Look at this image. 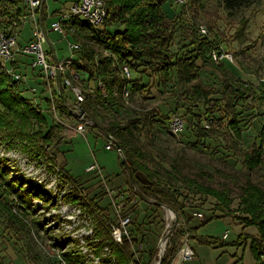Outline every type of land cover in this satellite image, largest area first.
Wrapping results in <instances>:
<instances>
[{
    "label": "rangeland",
    "instance_id": "obj_1",
    "mask_svg": "<svg viewBox=\"0 0 264 264\" xmlns=\"http://www.w3.org/2000/svg\"><path fill=\"white\" fill-rule=\"evenodd\" d=\"M72 1L74 0H47L45 7L53 11L67 9ZM164 8L168 10V3ZM211 16L219 40L223 41V48L233 55L232 61L225 60L231 78L240 80V83L246 82L251 90H257L260 83H264V0H257L233 11L224 8L223 0H202V10L196 22L205 26L206 20ZM48 25L49 21L47 27L45 26L46 30ZM32 29L33 23L27 20L19 30L18 41L22 45L33 39ZM77 33L80 34L78 41L84 49H93L97 58L107 54L102 43L92 37V31L77 28ZM48 37L60 58L70 57V35L65 37L50 30ZM44 47L47 50L52 49L48 42ZM24 66L21 69L28 78L33 74L39 75L38 68L31 71L30 67ZM201 79L212 82L219 88L220 75L213 68L204 69ZM40 81L38 77H34L30 80V85L39 89ZM98 83L95 81L87 85L93 90L88 102V117L91 120L89 125L81 120L85 117L83 115L63 116L60 112L61 121L65 125L55 120L61 127L58 134L62 143L59 147L60 151H65L66 161H63L60 154L52 158L54 148L33 152L26 140L12 143L13 141L6 136L2 137L3 134L0 133V264H66L62 252H77L82 248L92 256L96 255L92 244L98 241L97 227L105 219L92 203L106 208L110 218L116 223H119V217L122 216H130L136 221V225L141 223L138 226L141 231L139 237L143 235L144 241L132 243V250L136 258L139 259L140 255L147 261L148 250L156 249L149 264H158L159 255L164 248L163 260L171 246V239L180 229L186 230V233L179 240L177 252L170 264L176 263L179 250L186 243L194 250L196 241L205 244V240L217 241L207 246L211 264H257L251 255L249 240L240 237L242 231L257 234V230L253 227L243 228L238 217L240 214L237 204L249 184L264 191V162L263 165L248 169L241 161L245 153L242 150L258 136L264 126V105L261 109H252L243 116L241 126L245 139L241 145L242 150L236 151V157L232 158L226 157L220 151L224 150L221 143L213 139L209 141L211 148L208 149L209 147L196 144L195 138L186 131L184 134L181 132L175 135L171 129V121L178 115L182 116L186 109L182 108L178 115L174 114L175 101L170 97L175 88L167 86L157 89L149 84L143 91L133 90L127 99L121 97V92L117 90V103L111 107L104 101L106 91L98 88ZM23 93L47 114L49 105H45L41 95L46 94L45 91L37 92L35 96L29 91ZM249 104L254 103L250 100L246 105ZM146 111L156 112L161 116L151 119L141 134L133 129L125 130L122 137L127 146L146 151L150 164L174 188L184 191L189 180H194L198 184L229 192L233 202V216L214 218L196 231L194 227L208 220L214 212L215 199L193 197L186 216L172 208L175 216L171 217V207L160 203L162 200H146L134 188H130L128 174L120 166L123 155H118L116 150L107 149L109 138L103 127L110 121L124 124L129 117ZM50 113L49 111L47 115L52 118L53 114L51 116ZM80 125H86L83 132ZM65 140L69 143L63 142ZM95 161L103 167L102 175L95 171H86V167ZM67 168L72 174H69ZM14 189L27 202H22ZM75 193H79L75 201H66L68 196ZM204 200L203 206L196 207ZM196 211L202 212L204 218L195 217ZM37 219L42 224H37ZM47 226L48 230L44 231ZM129 226H132L130 229L136 227ZM227 230L229 235L223 239V233ZM50 236H68L74 241H68L66 248L59 247ZM140 246L143 249H139ZM194 253L195 259V250ZM190 263L188 261L184 264ZM196 263L201 264L199 261Z\"/></svg>",
    "mask_w": 264,
    "mask_h": 264
},
{
    "label": "trees",
    "instance_id": "obj_2",
    "mask_svg": "<svg viewBox=\"0 0 264 264\" xmlns=\"http://www.w3.org/2000/svg\"><path fill=\"white\" fill-rule=\"evenodd\" d=\"M255 1L257 0H223V6L226 10L233 11L249 6ZM104 2L107 15L101 28H94L85 20L77 18L71 20L77 24L74 27L76 34L72 36L74 41L79 42L76 38L79 35L77 28L89 29L92 31V37L102 43L109 53L97 58L93 49L89 47L84 49L81 45L78 57L74 59V65L81 75L80 80L85 88H89L90 86L87 85L95 81H98V84L103 83L106 91L104 101L112 107L117 103L115 93L117 90L123 97L124 89L129 91L130 96L133 90L143 91L149 84L157 89L173 87L175 92L170 98L175 101L174 114L178 115L179 110L186 107L184 114L178 115L186 123L181 134L185 131L190 133V136L195 138L196 144L209 147L208 149L211 148L209 141L213 139L221 143L224 150L220 151H223L226 157H236V151L242 150L241 145L245 139L241 126L243 116L252 109L259 107L261 109L264 105V83L261 82L257 90H251L246 82L240 83V80L231 78L225 61L216 62L212 58V51L219 49L223 41L219 40L212 16L205 22L208 35L199 33V25L202 24H198L196 19L202 10V0H188L181 7L175 6L172 0H104ZM167 3L168 10H165L164 6ZM42 11L46 18L45 4ZM25 14L23 0H0L1 29L15 21L21 25V19ZM124 66L130 71L129 78L122 75ZM207 68H213L220 75L219 88L212 82H204L201 79L202 71ZM23 91L27 90L20 82L10 77L0 59V133L3 134L1 136L8 137L13 141L12 143L26 140L30 143L33 152L54 148L52 158H55L63 153L59 147L61 136L58 132L61 127L51 114L52 118L47 115L49 108L46 114L42 107H38L33 99L24 95ZM91 96L92 94L86 93V101L82 104L88 114V102ZM63 100L56 99L61 110H64L65 106ZM250 100L254 104L246 105ZM42 101L46 103L45 105H49L45 97ZM156 116L159 117L161 114L146 111L129 117L124 124L110 121L103 127L105 134L114 138L119 144L123 154L120 166L123 172L128 174L130 188H134L146 200L154 199L156 202L162 200L160 203L181 212L183 216H186L193 197L215 199L214 212L208 220L194 227L196 231L214 218L233 216L231 214L233 202L229 192L198 184L194 180H189V185L184 187V191L174 188L166 183L150 164L149 154L146 151L127 146L122 137L123 132L133 129L137 134H141ZM206 123L209 125L208 128L205 126ZM242 151L245 152L241 160L243 166L253 169L263 165L264 126L258 136ZM2 176L5 177L4 174ZM14 192L22 202H27L18 190L14 189ZM244 192L237 204V211L240 214L238 217L243 228L253 227L257 230V234L242 231L240 237L249 240L254 261L257 264H264V191L249 184ZM77 195L79 196V193L73 194V197L68 196L66 201H75ZM205 200L196 207L203 206ZM92 204L105 219L98 224V241L92 244V248L97 255H100L103 248L108 245L110 254L116 261L112 263L111 260L104 259V264L152 262L156 249L148 250L147 261L140 255L139 259L136 258L132 250V243L144 241L143 235L139 237L141 231L138 226L141 223L136 225V221L131 220L130 225L136 226L134 229H130L132 226H129L131 241L124 237L122 243H117L112 238L111 230L112 225L118 223L110 218L106 208L97 203ZM21 207L26 209L24 206ZM215 212L220 213L215 214ZM35 222L42 224L38 219ZM46 230L48 226L44 227V231ZM185 233L186 230L176 231L162 264L172 262L179 240ZM50 237L56 245L64 248L68 241L73 240L68 236ZM204 242L208 245L217 243L208 240ZM62 256L66 264H93L86 262L85 256L80 251H63Z\"/></svg>",
    "mask_w": 264,
    "mask_h": 264
},
{
    "label": "built area",
    "instance_id": "obj_3",
    "mask_svg": "<svg viewBox=\"0 0 264 264\" xmlns=\"http://www.w3.org/2000/svg\"><path fill=\"white\" fill-rule=\"evenodd\" d=\"M187 1L188 0H173L174 4L177 6L185 5ZM23 2L26 14L23 15L21 19L22 24L18 25V22L15 21L10 26L0 30V59L3 68L13 80L20 82L33 96L37 95V92H41L42 90L45 91L46 94H43V97L48 100V110L53 114V118L57 122L65 125V123L61 121L60 114L62 113L61 115L63 116L75 117L73 115V108H76L77 104L82 105L86 101V93L92 94L93 91L90 87H83L84 84L80 80L81 75L74 65V59L78 57L81 44L73 39L69 41L71 54L70 57L67 58L58 57L53 49H45L44 45L48 42V35L43 23L44 15L42 7L44 1L23 0ZM106 15L107 12L104 0H77L74 4H71L68 9L62 10L57 15H54V18L49 23V28L51 31L59 32V34L65 37L69 35L73 36L76 34V28L74 27L77 26V24H74L71 21L72 19L77 18L78 20H85L91 24L92 27L101 28ZM27 20L33 23V39L31 42L22 45L18 41L19 30ZM199 33L208 35V29L204 25H199ZM108 54L107 52L106 55ZM211 56L216 62L233 60V55L226 51L223 46L212 51ZM23 65H25L24 67H26V65L30 67L31 71L38 68L39 75L35 76L33 74L28 78L27 74L21 69ZM122 75L125 78L130 77V71L127 66L123 67ZM34 77H38V79L41 80L39 89L34 85H30V80L34 79ZM99 87L104 90L103 83H100ZM123 97L126 99L129 97V91L127 89H124ZM58 98L64 99V110H61L57 104L56 99ZM83 116L85 117L81 120L84 121L86 125H89L91 120L88 117V112L85 111ZM86 125L79 126L82 132L85 130ZM205 126L208 128V123H206ZM171 129L175 135L181 133L184 129V121L179 116H176L171 121ZM107 137L109 138L107 149L116 150L119 153L118 155H123L120 147L116 144V140L110 136ZM58 171L61 172V170ZM87 171H95L100 175L103 174L102 168L98 165L97 161L89 165ZM194 216L200 219L204 218V214L198 211L194 212ZM119 218L120 221L118 225H112L111 234L113 240L117 243H122L124 237H126L131 241L128 232V226L132 220L131 217L122 216ZM228 232L227 230L223 233V239L228 237ZM139 249H143L142 246H140ZM82 250L80 249L79 251L85 256L86 262L88 263L104 264V259H109L112 263L116 262L115 258L110 254L108 245L103 248L100 255L96 254L92 256L86 249L82 248ZM194 256L195 253L192 246L186 243L184 247L179 250L178 257L175 259V264H184L188 261H192Z\"/></svg>",
    "mask_w": 264,
    "mask_h": 264
},
{
    "label": "crops",
    "instance_id": "obj_4",
    "mask_svg": "<svg viewBox=\"0 0 264 264\" xmlns=\"http://www.w3.org/2000/svg\"><path fill=\"white\" fill-rule=\"evenodd\" d=\"M44 1V4L46 5V2H47V0H43ZM77 0H74V1H72L71 2V4H74L75 2H76ZM71 4L68 6V8L71 6ZM67 8V9H68ZM62 10H65V9H59L58 11H57V9H55L54 11L53 10H50V8H46V12H45V14L47 15V17L46 18H43V23H44V27L47 25V22L49 21V23H50V20H51V18L53 19L54 18V15H57L60 11H62ZM49 26V25H48ZM47 27V26H46ZM47 30L48 31H50V28H47ZM46 30V31H47ZM48 31H47V35H48ZM80 35V34H79ZM48 37V36H47ZM72 37V36H71ZM76 38H77V40H78V35L76 36ZM48 43L50 44V46H51V48L53 49V50H55V48L53 47V44H52V42L50 41V39H49V37H48ZM21 44V43H20ZM55 52H56V50H55ZM56 54H57V52H56ZM58 57H59V55H57ZM63 142H67V140H65V141H63ZM62 143V142H61ZM67 143H69V141L67 142ZM61 149V148H60ZM107 150V149H106ZM109 150V149H108ZM67 152L68 151H70V150H66ZM63 153L62 154H60L61 156H62V159H63V161H66V157L64 156L65 155V151H62ZM92 155H93V151H92ZM93 157H95V155H93ZM99 165V164H98ZM100 166V165H99ZM100 167H102V166H100ZM87 168L88 167H86V171H87ZM102 169H103V167H102ZM67 170L70 172L69 174H72L71 173V170L70 169H68L67 168ZM88 172V171H87ZM102 172H103V170H102ZM225 233V232H224ZM207 246H208V244H202V243H200L199 241H196V246H195V248H194V250H195V252H196V258L195 259H193L192 261H191V263L190 264H197L196 262H198L199 261V263H201L202 264V262H204L205 263V261H206V263H209V259H210V261H211V256H210V254H208V253H210L209 252V250L207 249ZM209 247V246H208ZM209 264H211V262L209 263ZM213 264V263H212Z\"/></svg>",
    "mask_w": 264,
    "mask_h": 264
},
{
    "label": "water",
    "instance_id": "obj_5",
    "mask_svg": "<svg viewBox=\"0 0 264 264\" xmlns=\"http://www.w3.org/2000/svg\"><path fill=\"white\" fill-rule=\"evenodd\" d=\"M84 112H85V110H84V108L82 107V105H80V104H77V105H76V108L73 110V114H74V115H77L78 117H81V116L84 114ZM116 144H117V146L119 147V144H118V143H116ZM170 210H171L172 213L174 214L173 209L170 208ZM163 251H164V248L162 249V251H161V253H160V255H159L158 264H160V263L162 262Z\"/></svg>",
    "mask_w": 264,
    "mask_h": 264
},
{
    "label": "bare ground",
    "instance_id": "obj_6",
    "mask_svg": "<svg viewBox=\"0 0 264 264\" xmlns=\"http://www.w3.org/2000/svg\"><path fill=\"white\" fill-rule=\"evenodd\" d=\"M175 215L173 213H171V217H174ZM163 247H165V244L163 243Z\"/></svg>",
    "mask_w": 264,
    "mask_h": 264
}]
</instances>
